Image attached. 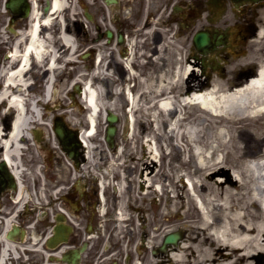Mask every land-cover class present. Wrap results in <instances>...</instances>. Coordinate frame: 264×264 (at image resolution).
<instances>
[{"label": "bare ground", "instance_id": "6f19581e", "mask_svg": "<svg viewBox=\"0 0 264 264\" xmlns=\"http://www.w3.org/2000/svg\"><path fill=\"white\" fill-rule=\"evenodd\" d=\"M198 1V15L188 20L183 16L180 30L177 29L174 35L160 30L163 38L157 42L153 28L148 31L140 29L136 32L143 41L132 40L129 49L102 41L94 46L95 55L92 56L89 50V53L78 54L83 49L77 35L70 32L68 15H64L68 7L72 14L76 12V0L71 3L53 0L51 15L46 18L32 15L31 39L23 61L17 67L8 66L3 74L0 104L7 102L17 113L12 131L3 141L7 149L5 157L10 159L11 148L15 152L21 150L20 139L28 135L31 124H45L43 106L51 110L52 102L60 103L56 107L66 105L65 96H62L65 80L59 81L56 73L75 62L78 68L76 66L77 77L73 83L79 90L84 84L79 96L86 106L73 108L71 121L80 125L82 121L76 116L86 111L88 127L81 131L86 163L77 172L94 164L97 147L92 139L102 119L107 125L109 113L119 116L123 109L126 115L128 126L125 127L124 144L117 150L109 149L104 153L105 163L111 164L109 169L106 168L108 178L121 176L118 185L114 186L120 220L127 206L139 212L140 202L144 205L151 202L142 211L145 228L149 225L150 214L156 211L159 215L156 229L149 230L148 244L152 249L161 247L171 233L186 234L176 246L168 248L169 264H262L264 45L260 46V43L264 40V10L257 21L259 30L250 55L230 63L228 69L223 68L222 73L230 77L206 75L211 78L210 82L203 78L205 75L200 64L194 61V45L186 56L182 54L187 50V32L198 26L212 28L211 21L219 20V26L215 28L224 31L223 26L229 25L230 43L233 44L236 38H244L247 30L239 23L234 28L230 25L232 15L226 11V0H219L221 7L215 12L214 19L210 16L214 12L210 0ZM231 3L236 12V5ZM57 26L60 44L51 46L50 42L46 46L40 38L41 31L46 28L50 38L51 28ZM148 39L153 44L151 48L147 46ZM241 51L237 45L227 53L234 56ZM31 53L39 61L44 53L49 57L46 64L38 63L40 70H49L42 84L44 97L39 102L35 97L29 98L34 88L33 81L26 77L31 69L28 63ZM143 57L148 61H143ZM185 58L187 63H184ZM257 61H262L261 70L242 81L251 71L248 68L254 67ZM191 73L194 77L188 79ZM107 79L114 80L112 91L109 85L106 87ZM130 83L135 84L134 88L129 86ZM124 85L130 102L122 91ZM73 99L76 102L75 96ZM190 112L194 113L192 118L188 115ZM166 142H169V153L164 152ZM124 163L130 164L121 173L118 168ZM138 173H141L140 179ZM210 175L213 178H209ZM101 178L100 186L104 191L107 189L105 176ZM138 182L142 185L141 200L136 192ZM180 182L186 194L181 195ZM165 193L169 195L167 206L163 205ZM132 194L134 198L131 200ZM101 200L104 201L102 194Z\"/></svg>", "mask_w": 264, "mask_h": 264}, {"label": "flooded vegetation", "instance_id": "af4514ba", "mask_svg": "<svg viewBox=\"0 0 264 264\" xmlns=\"http://www.w3.org/2000/svg\"><path fill=\"white\" fill-rule=\"evenodd\" d=\"M88 1L76 0L80 12L78 9L75 13L83 15L77 37L81 49L90 42L95 44L81 52H90V56L95 55L94 46L101 39L129 49L130 42L138 40L136 31L140 29L153 28L160 42V30H166L168 23L165 20V24L159 21L156 25L155 17L167 16L172 25L181 27V19L198 15L200 8L198 0ZM52 6L53 0H0V91L4 71L23 61L31 39L32 15L46 18L51 15ZM240 9L241 15H261L264 0H244ZM64 15H68L71 32L70 7ZM88 23L94 26L86 28ZM256 31L254 26L250 35ZM51 32L49 38L44 28L41 40L46 46L50 42L51 46L60 44L58 26L52 27ZM48 59L46 53L41 61L31 53V69L26 77L33 82L46 80L49 70L41 69V76L36 72L40 70L38 63L46 64ZM60 72L57 79L67 80L66 76L60 77ZM16 117V111L6 102L0 104V264H169L167 248L149 246L150 232L144 224L135 236L133 208L127 206L120 220L115 200L103 203L101 194L103 198L105 194L99 181L91 175L88 180V168L76 171L86 163L84 149L78 150L76 159H69L52 127L31 124L28 135L20 139L21 150L15 152L11 148V157L7 159L3 141L12 131ZM56 118L63 122L61 115L52 116V126ZM65 161L71 164L66 173L62 171Z\"/></svg>", "mask_w": 264, "mask_h": 264}, {"label": "rangeland", "instance_id": "374dc122", "mask_svg": "<svg viewBox=\"0 0 264 264\" xmlns=\"http://www.w3.org/2000/svg\"><path fill=\"white\" fill-rule=\"evenodd\" d=\"M225 4H226V11L229 12L230 15H232V20L230 22V25L233 28L237 25V23H239L240 25H242L245 28V30H249L250 31L251 29L254 28V26L257 27V29H259V24H258L257 21L260 20L261 15H241V13L239 11L234 12L233 5H232V3H231L230 0H226V3ZM78 9H79V12H80V7L78 8V6H77L76 7V11H78ZM73 15H77V14L74 13ZM210 16H211L212 19L216 18L213 15H210ZM80 18H83V15H77V18L76 19L74 17L73 18L71 17V32H72L73 35H75L77 33V29L80 28V25L78 24V20H80ZM182 19H181V21H182ZM165 20L168 23V27H165V28H166L167 31H169L168 33H170V35H172V34L174 35V33L177 32V29L180 30V27L177 26L178 24L172 25L171 22L167 20V16H164V15H162L161 19H159L158 17H155L154 20H153V22H157V24H158V22L160 21V24H161V22L162 23L166 22ZM211 22H212V25L214 27H218L219 26V24H218L219 23V20L217 22H215V21H211ZM160 24H159V26H160ZM93 26H94L93 24H89L88 23L87 26H85V27L91 29ZM228 26L229 25H224L223 26V29L224 30H228ZM201 29H203V27H199L198 26L197 28H193L191 31H188L187 32V34L185 35L188 38L187 43H186L187 50L186 51H182V54L183 55L186 56L187 55V51L191 47H193V38H194V35L199 30H201ZM249 31L247 32V35H246V37L244 39L243 38H240L239 39L240 40V42H239V49L242 50L241 53H238L237 55H234V56H228V57H226V60L228 62H225L224 69H228L230 63H232V62H235L236 63L239 60H241L243 58H246L247 56L250 55L251 48L253 46V42L256 40V35L254 34V35L250 36L249 35ZM82 35L85 38L90 37V34H89L88 31H87V37L85 36L84 33H82ZM138 41H143L142 36H140L138 38ZM100 42H102V39H101ZM146 42H147V46L148 47H150V48L153 47V44L150 41V39H148ZM149 42H151V43L149 44ZM92 45H95L94 42H92V43L90 42L87 46L83 47V51L87 50V48L90 47V46H92ZM263 45H264V40L260 43V46H263ZM147 57H143V61L144 60L148 61V58ZM138 60H141V58L138 59ZM194 61H197L198 64H201L200 63L201 60H199V59L194 58ZM187 62H188V60H187V58H185L184 63H187ZM260 64H262V61H257V63L255 64V67L253 69H251V71L249 72V74H247L245 77L242 78V81L246 80V78H248L249 76L255 75L256 74V71H257V68H258V65H260ZM76 66H77V64H74V63L71 64V65H69V66L66 65L64 67V70L62 69V72L59 73L60 74V77L63 75V76H66L68 78L67 80H65L63 82L65 84V86H62V89L64 90V92H62V96H65L66 105H62V106L56 107L55 105L56 104L60 105V103L59 102H52L51 106L54 105L53 108H52V111L46 109V107L43 106V114L44 115L42 117V120L45 123V125H40V127L43 126L45 128L47 122L50 121V118L52 116L57 115V114L63 115L65 117V119L69 121V123H72L73 124V122L71 121V119L73 117L71 111L73 110V108H77L78 106H81L82 108H84L83 105L81 104V102L79 101V97L77 95V91H76V87L77 86L74 85V83H73L74 82V79L77 77L76 76V73H77ZM77 68H78V66H77ZM41 71H43V70L37 71L36 72V75L41 76ZM212 76L213 77L214 76H217L218 78H220V77L221 78L230 77V75H228L226 73H222V72L213 73V75H211V78H212ZM193 77H194V73L193 74L191 73V74L188 75L187 78L188 79H191ZM203 78L206 79L208 77L203 76ZM211 78L210 79L208 78V80L210 82H211ZM111 81H114V80L107 79V80H105V84H106V87H107V85H109L110 86V90L112 91L113 82H111ZM2 82H1V88H2ZM43 83H44V81H42V80L36 81V85H34V88L35 89L33 88V90H31L30 93L32 95H34L35 97H37V96H39V98L44 97V89L42 87V84ZM82 85L83 84H81V87H82ZM38 86H40V87H38ZM69 92L71 94H69ZM72 95H76V97H78V98H76V102L77 103L74 102V99L72 98ZM122 96H124V95H122ZM195 110L197 111V109H195ZM119 113H120V115L118 116L119 117V123H117L118 132H117V135H116V143L118 144L117 145L118 147H120L122 144H124V142L126 140L125 139L126 138V133H127V131L125 130L126 129L125 128L126 127V115H125V112H124L123 109H121ZM86 114H87L86 111L79 112V114L76 117L79 118V119H81V121H82L81 124H80L81 126L78 124V125H75V127L79 128L81 130H87L88 127H87V124H86V121H85ZM192 114H194V113H191V112L188 113V115L190 117L192 116ZM47 118H49V119L47 120ZM107 127H108V124L106 125L104 119H102V123L99 125L98 132H97L96 136L92 139L93 144L97 148L95 150V159L93 161L94 164H92V167L88 168L89 172H91L93 170L94 171H98V170L102 169L103 166H104V168H106V167L110 168L111 167V164L105 163V158H104L105 151L106 152H109V149H110L109 145L107 144V142L105 140V135H106V129H107ZM165 144L167 146V144H169V142H166ZM166 152H170L169 147L166 148ZM96 164L99 165V169H97ZM129 164L130 163L124 164V168L127 169L129 167ZM69 165L71 167V164L70 163H68V162H65L64 163V167L62 169V171L64 173H66V172H68L70 170L69 169ZM164 169L167 171V169H168L167 166ZM165 170L163 172V175L166 176L167 172ZM138 175H139V179H140L141 173H138ZM90 178H91V176H90V174H88V180ZM209 178H213V177L210 175ZM116 180L119 181V179L117 177H115V179H113V180L110 179L111 187H109L106 190V195H107V201L106 202H108V204H109V202H112V200H113V202H114V200L116 202V194L114 193V188H113L114 187V183L116 182ZM182 187H183V183L180 182V190L179 191L181 192V195H182V193L186 194V189L185 188H182ZM136 192H137L138 197L141 200L142 199V197H141L142 196V185L139 182L137 183V190H136ZM132 196H134V195L132 194L130 196V199L131 200H132V198H134ZM168 198H169V195L168 194H165L164 195V198H163V205L164 206H167L168 200H169ZM151 204H152L151 202L150 203L148 202V203H145V205H144V204H142V202H140V205H141L140 209L141 210H139V212H138L139 213L138 214V217H139V215H140V217L142 216L141 217L142 221H143V217H144V213L142 211L143 208L145 206H147V205L150 206ZM155 204H156V199H155V201H153V205L154 206H155ZM195 213L197 214V211L196 210H195ZM262 214L264 215L263 212H262ZM150 216H151V218L148 221L149 222L148 223L149 225L147 226V228L145 230H147V229L148 230H150V229L155 230L156 229V225H157V222H158V219H159V215H158V213L156 211H154L152 215L150 214ZM141 222L140 223H135V224H138V225H135V224L133 225L134 228H135V231H136V235H135L136 237H138V235L140 233L141 225L143 226V223L141 224ZM185 236H186V234L184 233L182 235V239H184ZM262 264H264V262Z\"/></svg>", "mask_w": 264, "mask_h": 264}, {"label": "water", "instance_id": "95a60500", "mask_svg": "<svg viewBox=\"0 0 264 264\" xmlns=\"http://www.w3.org/2000/svg\"><path fill=\"white\" fill-rule=\"evenodd\" d=\"M237 4H241L243 0H233ZM255 2L260 0H253ZM212 31H200L194 38V45L199 53L204 56H209L210 54H217L220 51V47L224 46V50L228 48V43L226 40L223 39L221 36H217L216 34L213 35L215 41H212ZM204 71L208 69L207 63L204 61L203 63ZM107 121L109 126L106 131V141L108 142L111 149L116 148L115 143V136L117 133L116 123L119 121L118 117L112 113L109 114L107 117ZM55 133L57 138L59 139L61 145L63 146L67 155L71 158H75V154L71 152L72 149L77 147H81V139L79 141L77 132H70L63 126L62 123L56 121L55 123ZM181 236L179 234H170L166 237L164 246L165 245H176L179 241Z\"/></svg>", "mask_w": 264, "mask_h": 264}]
</instances>
